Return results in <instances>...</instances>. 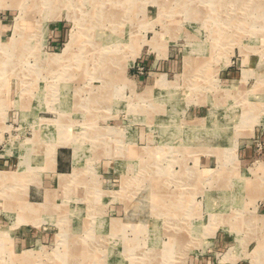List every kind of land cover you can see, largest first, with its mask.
Instances as JSON below:
<instances>
[{
	"label": "rangeland",
	"instance_id": "obj_1",
	"mask_svg": "<svg viewBox=\"0 0 264 264\" xmlns=\"http://www.w3.org/2000/svg\"><path fill=\"white\" fill-rule=\"evenodd\" d=\"M1 12L0 264H264V0Z\"/></svg>",
	"mask_w": 264,
	"mask_h": 264
},
{
	"label": "crops",
	"instance_id": "obj_2",
	"mask_svg": "<svg viewBox=\"0 0 264 264\" xmlns=\"http://www.w3.org/2000/svg\"><path fill=\"white\" fill-rule=\"evenodd\" d=\"M5 12H1L0 13V38L1 36H3V32H4V29L5 30H10V26L9 25V20H10V17H6L5 16ZM56 35L54 36L55 38L53 39V43H57L58 42V39L59 37V34H60V31L58 32V30H56ZM61 152V151H60ZM62 153V152H61ZM62 154H58L57 156V165H56V170L58 172H60L62 170V163H63V158L61 156ZM13 160L12 159H1L0 160V168H8V167H11V165L13 164L12 162ZM53 173L54 171H49V172H46L45 171V176H44V181H43V184L44 185H52V183H54V180H53ZM12 237L14 239V241L16 242L15 244L17 246H20L21 243L23 242L25 244V241H28V242H31V238L30 237H26L24 235H21V232L20 231H15L14 233L12 232Z\"/></svg>",
	"mask_w": 264,
	"mask_h": 264
},
{
	"label": "built area",
	"instance_id": "obj_3",
	"mask_svg": "<svg viewBox=\"0 0 264 264\" xmlns=\"http://www.w3.org/2000/svg\"><path fill=\"white\" fill-rule=\"evenodd\" d=\"M5 123H9V120L7 119L6 121H5ZM9 125V124H8ZM11 125V124H10ZM11 126H13V125H11ZM8 130V129H7ZM7 130H4L3 128H2V126L0 125V160L2 159H9V157H4L3 156V150L5 149V147H6V145H5V141L2 139V133H3V131H6V132H8ZM10 131V130H9ZM6 132H4V133H6ZM8 134H10L11 135V133L10 132H8ZM1 169V168H0Z\"/></svg>",
	"mask_w": 264,
	"mask_h": 264
},
{
	"label": "bare ground",
	"instance_id": "obj_4",
	"mask_svg": "<svg viewBox=\"0 0 264 264\" xmlns=\"http://www.w3.org/2000/svg\"><path fill=\"white\" fill-rule=\"evenodd\" d=\"M73 2V1H72ZM71 2V3H72ZM86 4V3H85ZM75 35H77V33H75ZM74 37H76V36H74ZM75 40V39H74ZM73 42H75V41H73ZM71 43H72V41H71ZM68 48V47H67ZM66 53H67V51H66ZM62 58V57H61ZM1 174V173H0ZM2 175V174H1ZM0 175V179H2L3 178V176H1ZM8 175V174H7ZM3 180H6V179H3ZM20 202V201H19ZM153 203V202H152ZM156 203V202H155ZM34 217V216H33ZM76 251V250H75ZM75 253V252H74ZM86 253V252H85ZM62 257V256H61ZM71 260V259H70ZM106 262V261H105ZM105 264V263H104Z\"/></svg>",
	"mask_w": 264,
	"mask_h": 264
}]
</instances>
